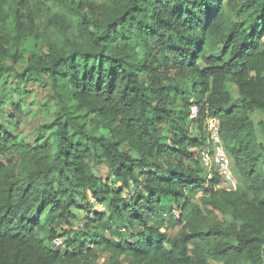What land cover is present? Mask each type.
Instances as JSON below:
<instances>
[{"label":"trees","instance_id":"16d2710c","mask_svg":"<svg viewBox=\"0 0 264 264\" xmlns=\"http://www.w3.org/2000/svg\"><path fill=\"white\" fill-rule=\"evenodd\" d=\"M46 1L0 0L3 90L20 92L12 76L38 81L56 128L53 151L0 124V264H264V145L251 118L264 112V0H55L41 28ZM28 40L39 52L19 74L7 61ZM212 117L252 199L202 168ZM89 195L108 212L79 230L74 210L92 209ZM173 212L174 237L157 226ZM105 219L114 235L91 230ZM124 221L138 228L131 238L114 231Z\"/></svg>","mask_w":264,"mask_h":264},{"label":"rangeland","instance_id":"374dc122","mask_svg":"<svg viewBox=\"0 0 264 264\" xmlns=\"http://www.w3.org/2000/svg\"><path fill=\"white\" fill-rule=\"evenodd\" d=\"M43 19L38 22L40 27H44V25L48 22L49 17H51L56 12L55 0L46 1V10ZM227 14L230 17L235 18V9L234 6H226ZM13 24L10 21L7 25V29L9 32L12 31ZM137 53L139 57L142 59L146 53V49L141 46L137 48ZM39 49H37L33 42L28 40L22 43L20 47V60L15 63L12 59L16 53V50L11 48L10 58L7 61V67H13L16 73H23L28 65L29 58L33 55V53H38ZM15 83H18L20 86V92H14L11 89H4L3 79H0V124L7 128L10 132L15 133L21 136L25 141L32 145L41 144L44 145L46 143H50L53 146V151H55V133L56 128L54 125V111L51 101L47 97L44 88L40 85L38 81L23 79L20 80L17 77L12 76ZM229 87L233 91L234 99H239L240 95L238 93V88L235 84L229 83ZM194 97V94H189L187 99L190 101ZM95 119V117H91ZM251 118L253 119L256 128H257V136L260 143L264 145V132L261 127V123H264V112L260 110H256L251 113ZM91 131H99L98 128L95 127L94 123H90ZM200 130L197 124L192 123L191 125V135L193 137L200 136ZM264 153V152H263ZM234 162V161H233ZM191 165L195 166V161L189 162ZM94 171L103 175L104 177L110 173V169H108L104 165H99L96 159L90 162ZM263 170H264V162H263ZM233 173L238 181V191L241 193L248 194L251 199V191H250V181L242 177L233 163ZM224 185V183H223ZM200 195L194 199V201H200ZM88 204L83 202L79 208H76L74 211L77 215V219H87L88 222L95 219V215L97 213H102L105 211L104 205L94 206L92 209L87 207ZM107 206V205H105ZM106 213L108 212V207L106 208ZM176 212L169 213L163 220L157 223V226L162 229V231L168 233L170 236H177L180 233V227L175 219ZM217 218L224 224V226H229L231 223H234V219L228 214L216 213ZM190 217V211L186 213V218ZM111 222L107 219L102 222L93 223L90 225L92 231H95L97 227L105 229L109 235H114L116 232H112ZM130 222L124 221L120 224V226L115 227L114 231H117L120 227H126L128 233V237L131 238L135 231L138 230L136 224L130 226ZM133 233V234H132ZM115 237H119L118 234ZM125 263L130 261V258H123ZM211 264H218L215 261H211Z\"/></svg>","mask_w":264,"mask_h":264},{"label":"built area","instance_id":"2783aa9c","mask_svg":"<svg viewBox=\"0 0 264 264\" xmlns=\"http://www.w3.org/2000/svg\"><path fill=\"white\" fill-rule=\"evenodd\" d=\"M198 118L199 108L196 104H193L190 109V119L197 121ZM205 129L208 135V142L198 149V155L207 178L212 179L214 174H218L221 179L219 187L227 191H237L238 181L233 173L234 162L221 137L217 119L214 117L208 118L205 123ZM89 201L93 206H97V201L92 195H89ZM85 222V219L78 221L77 227L79 230L85 227ZM65 239V236H57L53 240V245L56 248H62L65 245Z\"/></svg>","mask_w":264,"mask_h":264}]
</instances>
